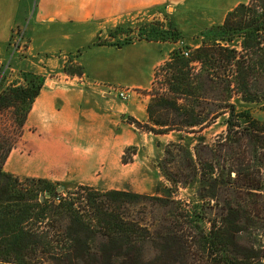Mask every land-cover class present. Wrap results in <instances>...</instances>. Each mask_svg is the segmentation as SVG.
<instances>
[{
	"label": "trees",
	"instance_id": "obj_1",
	"mask_svg": "<svg viewBox=\"0 0 264 264\" xmlns=\"http://www.w3.org/2000/svg\"><path fill=\"white\" fill-rule=\"evenodd\" d=\"M156 25L146 24V40L179 37ZM199 37L169 54L149 91L147 132L176 134L156 162L169 184L163 196L58 191L59 183L5 172L44 81L22 72L0 86V113H12L11 136H0V264H264V119L248 107L264 102V0L238 4ZM63 72L83 75L71 59ZM217 120L224 130L212 143L196 137ZM178 153L190 179L173 170ZM194 186L189 201L175 197Z\"/></svg>",
	"mask_w": 264,
	"mask_h": 264
},
{
	"label": "crops",
	"instance_id": "obj_2",
	"mask_svg": "<svg viewBox=\"0 0 264 264\" xmlns=\"http://www.w3.org/2000/svg\"><path fill=\"white\" fill-rule=\"evenodd\" d=\"M185 1L0 0V65L8 52L13 30L18 26L26 27L28 57L22 61L15 60L11 67L37 72L42 67H49L58 72L62 68L60 60L48 59L41 64L40 57L73 54L90 44L99 30L111 24L141 16L151 8H168ZM245 2L200 0L198 5L210 6L212 13L207 23L218 25L229 11ZM140 43L156 49L141 48L144 53L141 60L129 56L131 59L126 60L121 56L109 61V58L98 55H109L125 47H91L78 58L84 68V77H87L83 82L64 78L54 82L46 80L31 106L20 137L4 163V171L51 182L128 179L137 162L134 155L131 163L123 164L124 150L137 146L145 135L138 133L125 118L145 120L147 99L132 95L126 104H117L111 95L100 93L97 85L115 84L127 88L128 93H132V89L147 90L153 80L154 69L165 61L173 47L168 42L131 45ZM125 52L134 55L130 49ZM86 55L93 62L88 63ZM145 61L146 64L148 62V72L143 75Z\"/></svg>",
	"mask_w": 264,
	"mask_h": 264
},
{
	"label": "rangeland",
	"instance_id": "obj_3",
	"mask_svg": "<svg viewBox=\"0 0 264 264\" xmlns=\"http://www.w3.org/2000/svg\"><path fill=\"white\" fill-rule=\"evenodd\" d=\"M247 1V0H246ZM200 0L195 2V0H187L184 3H180L177 5H173L170 7L162 6L151 8L144 11V14L137 17H130L127 21H124L119 24H111L109 27H105L99 30L94 37L93 41L87 46L79 48L73 54H55L52 56H41V64H44L48 59H53L54 61L60 60L62 62V68L60 74L57 70H52L49 67H42L40 72L32 71L29 69L22 68H13L11 67L15 60L22 61V59L28 57L27 48L29 45V40L27 35L25 34L26 27L24 25L18 26L14 28L13 34L11 36L10 42L8 44V52L0 65V86L2 88L6 87L10 83L14 82L19 78L20 73L29 72L34 75L40 76L43 78V81H59L61 78L66 80L75 79L78 83L83 82L84 77V68L79 64L78 58L81 57L89 48L91 47H101V46H110L115 49L124 48L121 51L112 52V54H104L100 53L98 56L109 58V61H113L114 59H118L121 56L126 57V60L131 58L135 59H143V51L141 48L150 47L151 49H156L155 46H144V44H135L139 42H159L164 43L168 42L173 50L178 48L187 51L186 47L194 48L200 43V33L210 26L217 24H208L207 20L211 18L212 8L206 5H198ZM148 23H155L157 31H161L164 33V37L170 38L173 33L176 31L179 32V37L175 40H166V41H149L146 40L147 37H150L152 34L151 28L146 26ZM117 27H119L117 29ZM154 29V28H153ZM96 42L97 44H93ZM130 49L132 53H126ZM172 50V51H173ZM171 51V52H172ZM170 52V53H171ZM169 53V54H170ZM90 55V53H89ZM155 55V54H154ZM157 56H160L156 52ZM155 55V56H156ZM131 58H129V57ZM152 56V54H151ZM150 56V57H151ZM169 56V55H168ZM167 56V58H168ZM86 61L88 63L93 62L88 55L85 56ZM39 58V57H38ZM36 58L35 60H37ZM165 59V61L167 60ZM69 59L72 61V65L77 64L83 69V75L80 77L77 76H68L63 72V66L69 64ZM148 60V59H147ZM146 64V61L144 65ZM163 64V63H162ZM148 62L145 65L143 71L145 74L148 72ZM160 66V65H159ZM158 66V67H159ZM156 67L155 70L158 68ZM153 72V75H154ZM143 73V72H142ZM3 78V79H2ZM154 78V77H153ZM153 81V80H152ZM43 82V83H44ZM157 84L155 85L157 88L160 87L162 83V77L157 79ZM152 82L147 90H133V92L128 93L127 88H123L121 86L115 84L102 85L98 84L97 88L100 93H105L111 95L113 99L116 100L117 104H126L128 98L133 96H139L141 98L147 99V104L150 100L149 91L151 88ZM119 92H125L127 98H122L119 96ZM127 92V93H126ZM251 114L258 119H264V102L259 105H251L248 106ZM175 118L174 115H170V117ZM126 122L131 125L138 133L144 134L145 138L142 142L138 143L137 146L132 145L124 150V154L121 158L124 160H128V163L132 162V158L136 155L137 166L132 174H129L128 179H65L59 183L62 188L66 190H72L78 185L90 186L99 191H108V190H122L133 192L137 194L143 195H156L163 196L165 195L166 188L169 187L168 182L161 176L158 167L156 166V162L158 160H163V149L164 146L169 142H173L176 138V134L173 132H169L167 134H154L151 132H147V125L149 127L151 124L148 121L147 115L146 119L142 121H136L131 117H126ZM132 121L138 123L139 126L135 125ZM12 113L11 110H7L5 112L0 113V136H11L12 133ZM159 130V128H155ZM224 128L221 123V120H217L213 125L203 130L200 135L205 139V142L212 143L218 135L223 132ZM205 154V153H203ZM127 164V163H126ZM174 171H178L180 175H187V179H190V174H188L187 167L185 165L184 156L182 153L177 154V160L174 164ZM20 177H24L23 175ZM32 178V177H30ZM181 178V177H180ZM49 181V180H48ZM197 186H194L190 189L178 188L177 193L175 195L176 198L189 201L191 199V195L194 189ZM61 188V187H60ZM160 209H156V212H160ZM150 257V254L146 256Z\"/></svg>",
	"mask_w": 264,
	"mask_h": 264
},
{
	"label": "built area",
	"instance_id": "obj_4",
	"mask_svg": "<svg viewBox=\"0 0 264 264\" xmlns=\"http://www.w3.org/2000/svg\"><path fill=\"white\" fill-rule=\"evenodd\" d=\"M184 55L186 56V53H184ZM119 96L124 98V99L127 98V95L125 94V92H119Z\"/></svg>",
	"mask_w": 264,
	"mask_h": 264
},
{
	"label": "water",
	"instance_id": "obj_5",
	"mask_svg": "<svg viewBox=\"0 0 264 264\" xmlns=\"http://www.w3.org/2000/svg\"><path fill=\"white\" fill-rule=\"evenodd\" d=\"M62 189V187L61 188H58V191H60ZM46 197H48V195H46ZM42 197H40V201H42Z\"/></svg>",
	"mask_w": 264,
	"mask_h": 264
}]
</instances>
